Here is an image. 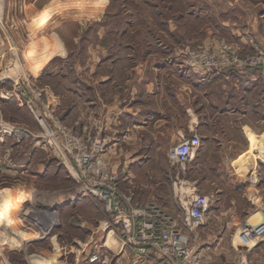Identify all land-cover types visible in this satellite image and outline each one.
I'll list each match as a JSON object with an SVG mask.
<instances>
[{
    "label": "crops",
    "instance_id": "0c3cea01",
    "mask_svg": "<svg viewBox=\"0 0 264 264\" xmlns=\"http://www.w3.org/2000/svg\"><path fill=\"white\" fill-rule=\"evenodd\" d=\"M53 1L29 0L36 8L39 2ZM36 8L26 11V14H33ZM41 9L37 8V11H43ZM60 24L62 22L48 32L28 38L29 41L20 49L17 48L19 45H11L13 37L7 38L9 53L3 48L4 38L0 37V118L8 121L7 129L17 128L22 133L21 146L26 145V138L32 136L27 146L32 145L33 148L26 155L22 154L23 157L25 155L32 162L34 156L39 158L41 150L46 153L47 161L42 160V165L29 171V182L38 184L44 179L54 178L64 185L66 182L62 179L69 177L60 168L63 166L68 170L65 159H57L50 154L48 145L40 139L43 137L38 135L41 125L34 111L40 113L43 109L35 106L31 112L18 102L16 85L24 73H28L42 89L49 109L65 123L78 130L81 126L91 127L95 123L105 126L109 147L104 159L107 158L109 165L117 161L115 173L123 178V182H129L131 191L150 196L148 199L144 197L143 202L153 200L155 195L159 200L156 201L157 206L174 214L185 209L198 195L209 197L203 225L189 233L199 254L216 264H264V236L242 238L246 232L264 225L262 80L247 73L241 79L243 87L239 90L237 84H232L236 76L226 72L223 77L226 88L210 90L207 95L196 91L190 96L188 89L170 91L163 83L162 71L157 69L156 73L148 66L150 55L146 54L147 58L139 67L136 58L131 59L134 56L131 46H127L129 53L123 54L124 58L100 42L87 48L86 58L81 63L80 84L76 83L79 89H73V75L66 73V66L73 52L74 34L70 25ZM0 31L2 36L4 30ZM115 45L122 49L120 44L110 46ZM17 56L23 58V65L18 63ZM117 71L119 74L116 75ZM213 96L222 100H215L214 107L211 104ZM169 97L178 102L169 103ZM205 104L211 106L209 110ZM191 136L199 137L201 145L183 168L171 164L166 156L155 154L148 155L144 162L137 154L129 155L128 164L122 165L123 153L114 152L121 141L131 146H148L151 151V147L173 146ZM11 138L8 134L3 139L0 137V149L11 145ZM164 174L168 176L165 179ZM6 178L1 180V184L11 182ZM23 184L18 180L16 186ZM73 189L68 185L63 188L67 198L58 201V209L62 213L68 212L70 206H77L82 199H75ZM164 194L176 196L165 200ZM124 218L115 220V223L112 220L105 222L107 226L115 227L102 239L103 250L113 257L111 264H162L150 249L141 253L134 245L124 247L120 237L111 238L110 234L115 235L117 227L121 228L123 224L127 227Z\"/></svg>",
    "mask_w": 264,
    "mask_h": 264
},
{
    "label": "rangeland",
    "instance_id": "374dc122",
    "mask_svg": "<svg viewBox=\"0 0 264 264\" xmlns=\"http://www.w3.org/2000/svg\"><path fill=\"white\" fill-rule=\"evenodd\" d=\"M39 3L41 7L38 5L37 8H42L41 12L29 0H0L3 48L9 53L7 38L10 40L13 37L11 45H19L17 48L20 49L29 41L28 38L48 32L60 22L70 25L74 34V48L66 73L73 75V89H79L76 83L80 84L81 63L86 58L87 48L100 42L124 58L123 54L129 53L127 46H131V51L134 49L131 59L135 57L139 67L147 58L146 54L150 55L148 66L156 73L157 69L162 71L163 83L170 91L184 88L188 89L190 96L196 91L207 95L210 90L226 88L223 79L226 72L236 76L232 84H237L239 90L243 87L241 79L247 73L255 74L264 84V0H55ZM33 8H36L33 14H26ZM27 29L29 32L26 33ZM114 43L120 44L122 49L116 45L111 47ZM221 44L230 48V53L238 59H253V62H248L241 69L227 71L195 65L204 60L205 51L210 52ZM17 58L20 60L18 63L23 65V58ZM115 74H119V71ZM16 89L21 105L31 112L35 106L43 109L40 113L34 111L41 125L38 135L43 137L40 139L48 145L50 154L57 156V159H65L68 170L63 166L60 168L69 178L62 179L66 182L64 185L54 178L44 179L38 184L30 183L27 176L39 164L42 165V160L47 161L46 153L41 150L39 158L34 156L31 162L25 155L33 148L32 145L27 146L32 136L26 138V145L21 146L22 140L16 133L19 129H7L9 138H13L10 146L0 149V264H111L113 257L103 250L102 239L113 226H107L106 221L115 223V220L125 217L129 228L123 224L121 228L117 227L115 235L109 234L111 238L120 237L123 246L127 247L125 235L133 233L132 221L127 217L133 205L157 206L158 198L154 195L153 200L143 202L144 197L148 199L150 196L131 191L129 182H123V178L115 173L117 161L109 165L107 158L104 159L103 155L109 147L104 125H84L78 130L74 125L65 123L49 109L42 89L28 73L22 75ZM169 100V103L178 102L172 97ZM205 100L210 101L209 98ZM215 100L222 101L213 96L212 107ZM209 107L205 104V108L209 110ZM0 121L3 125L9 124L1 118ZM102 145L104 153L98 152ZM83 147L92 148L93 162L99 159L109 177H116V190L113 188L114 182L111 185H107V181L102 183L105 184V191L114 193L113 198L119 201L124 211L122 214L108 210L106 204L91 192L96 190L94 183L99 177H96V173L87 172L86 165L79 161ZM170 147H151L150 151L148 146H131L121 141L114 152L123 153L120 161L123 165L128 164V157L133 154L139 155L143 162L148 160L150 154L167 158ZM22 154H25L24 157ZM166 174L164 179L168 177ZM6 176L11 182L3 185L1 180ZM18 180L24 184L17 187ZM66 185L74 187L72 195L78 201L82 197L83 202L81 199L77 206H70L68 212L62 213L58 209V201L67 198V192L63 191ZM162 196L166 200L174 199L176 195ZM162 211L170 216L180 213ZM105 257L107 259L104 261Z\"/></svg>",
    "mask_w": 264,
    "mask_h": 264
},
{
    "label": "built area",
    "instance_id": "2783aa9c",
    "mask_svg": "<svg viewBox=\"0 0 264 264\" xmlns=\"http://www.w3.org/2000/svg\"><path fill=\"white\" fill-rule=\"evenodd\" d=\"M248 62H253V59H238L233 53H230V48L225 44H221L210 52L205 51L204 60L195 63V65L215 71H227L235 68L241 69ZM254 64L256 65L257 62ZM16 133L18 138L21 139L22 133L20 134L19 130H16ZM7 134L9 133L6 125H3L0 121V137L3 139ZM200 145L201 141L197 136L185 138L168 149L167 159L171 164L183 168L192 160ZM101 151L104 153L103 145L98 150V152ZM92 157H94L93 149L83 147L79 161L86 165L87 172L93 175L96 173V177H99L94 183L96 192L94 190H91V192L106 204L108 210L112 209L115 214H122L124 211L120 207L119 201L113 198L114 193L105 191L103 188L105 184L102 183L107 181V185H111L114 182L113 188L115 189L114 186L117 185L116 177H109L105 165L99 159L96 160V163L93 162ZM129 200H132V198H129ZM209 203V197L198 195L175 216L168 215L155 204L144 207L133 205V209L127 217L132 221L133 233L125 235L126 244L136 246L141 253L150 249L163 264H216L197 252L189 235L193 229L203 225L204 215ZM123 215L126 216V214ZM252 235L263 237L264 225L246 232L242 238L245 240L246 236Z\"/></svg>",
    "mask_w": 264,
    "mask_h": 264
},
{
    "label": "bare ground",
    "instance_id": "6f19581e",
    "mask_svg": "<svg viewBox=\"0 0 264 264\" xmlns=\"http://www.w3.org/2000/svg\"><path fill=\"white\" fill-rule=\"evenodd\" d=\"M14 206H15V204H14Z\"/></svg>",
    "mask_w": 264,
    "mask_h": 264
}]
</instances>
